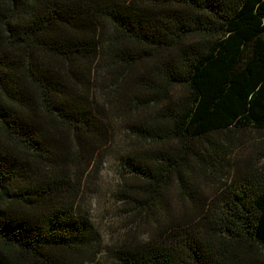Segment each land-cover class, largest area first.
Returning <instances> with one entry per match:
<instances>
[{"label": "trees", "instance_id": "trees-1", "mask_svg": "<svg viewBox=\"0 0 264 264\" xmlns=\"http://www.w3.org/2000/svg\"><path fill=\"white\" fill-rule=\"evenodd\" d=\"M121 125L110 246L81 197ZM0 264H264V0H0Z\"/></svg>", "mask_w": 264, "mask_h": 264}, {"label": "rangeland", "instance_id": "rangeland-1", "mask_svg": "<svg viewBox=\"0 0 264 264\" xmlns=\"http://www.w3.org/2000/svg\"><path fill=\"white\" fill-rule=\"evenodd\" d=\"M121 128L122 131L119 132L116 140L111 142L105 152H101V156L98 154L96 167L94 162L85 178L81 197L82 208L99 228L105 244L110 246L115 243L117 237L132 226L129 211L125 210L124 201L117 199V193L122 186V174L125 173L122 169L121 157L126 152V145L132 146L135 138L132 133L125 130L124 126L121 125ZM257 138L251 133L243 136L242 145L238 150L241 156L252 153V143ZM207 185H204L206 193L210 190ZM171 203L175 213L183 209L174 186L171 189ZM139 234H142V231Z\"/></svg>", "mask_w": 264, "mask_h": 264}]
</instances>
